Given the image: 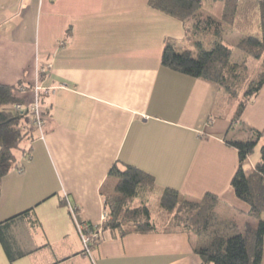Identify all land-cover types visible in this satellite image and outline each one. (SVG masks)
<instances>
[{
	"label": "crops",
	"instance_id": "crops-1",
	"mask_svg": "<svg viewBox=\"0 0 264 264\" xmlns=\"http://www.w3.org/2000/svg\"><path fill=\"white\" fill-rule=\"evenodd\" d=\"M224 2L202 0L188 27L150 0H0V84L23 86L25 105L37 83L56 88L42 93L45 138L33 141L21 173L0 181V223L33 208L41 224L32 229L40 249L14 263L203 264L191 237L164 231L101 233L87 253L70 206L80 225L100 227L115 164L154 176L159 200L166 189L192 202L213 194L220 217L255 224L231 187L239 155L226 142L239 135L237 105L218 86L162 65L167 44L194 51L187 29L209 18L233 34L221 22ZM242 120L264 130V88Z\"/></svg>",
	"mask_w": 264,
	"mask_h": 264
},
{
	"label": "trees",
	"instance_id": "trees-1",
	"mask_svg": "<svg viewBox=\"0 0 264 264\" xmlns=\"http://www.w3.org/2000/svg\"><path fill=\"white\" fill-rule=\"evenodd\" d=\"M150 7L189 27L198 17L202 0H150ZM222 22L231 32L241 35L237 45L227 43L224 28L209 18L200 28L187 29L189 38L195 40V50L178 52L174 45L167 44L162 65L218 86L237 105L231 129L238 128V133L247 138L226 142L239 155L231 187L245 206V215L255 224L240 228L235 220L220 217V202L213 194L192 202L182 199L173 189L163 192L154 218L148 206L155 187L154 176L133 165L115 164L109 175L117 183L105 197L106 218L100 227L88 226L95 229L97 237L91 248L102 240L101 233L124 238L164 231L197 238L194 252L203 264H264V130L247 126L242 120L247 105L264 88V0H225ZM235 48L243 54L242 62L233 61ZM255 61L259 68L252 77L251 64ZM21 89L25 88L0 84V181L12 171L22 172L24 164L18 161L16 151L25 141H34V131L25 127V114L13 110L15 105L23 104ZM261 143L260 159L248 170L250 157ZM30 153L31 149L26 151ZM34 212L32 208L0 223V245L11 263L40 249L32 236V229L41 226ZM75 216L78 220L76 213ZM207 237L204 244L199 242Z\"/></svg>",
	"mask_w": 264,
	"mask_h": 264
},
{
	"label": "rangeland",
	"instance_id": "rangeland-1",
	"mask_svg": "<svg viewBox=\"0 0 264 264\" xmlns=\"http://www.w3.org/2000/svg\"><path fill=\"white\" fill-rule=\"evenodd\" d=\"M204 5H205V8H207L208 10H212V6H211L210 3L204 2ZM212 11H216L217 12L218 8L216 7L215 10H212ZM240 39H241V35L239 33L228 34L226 36L227 43H229L230 45H233V46L237 45L239 43ZM243 60H244L243 54L241 53L240 50L235 48L234 49V53H233V61L239 63V62H242ZM258 68H259V62H257V61L252 62L251 70H250V74H251L252 77L255 76ZM39 81H40V79H39ZM33 133H34V141H35L37 138H39L40 135L37 132H33ZM246 138H247L246 134H239L238 136L237 135L236 136L230 135L229 136V141L230 140H238V139L246 140ZM32 143H33V141L27 140L21 145L20 149L16 151L17 159H18V161L21 164H25L27 161L30 160L31 153L30 154H26V151L29 150V149H31V151H32V148H31ZM261 146H262V143L257 147V149L255 150L253 155L250 157V160H249L250 164H247V166H246V168L248 170H252L253 167H254V163L259 161L260 156H261L260 155ZM149 208H150L152 217H156L157 214H158V210L160 209V200H159V198H157L156 195H152V197L150 199V202H149ZM193 238L194 239H192V240L194 241V243H196V240H198V239L195 238V237H193ZM207 240H209L208 237L203 239V240H200L199 242L204 244L205 241H207ZM0 264H17V263H11L8 260V258L6 257V255L4 254V252L1 251V247H0Z\"/></svg>",
	"mask_w": 264,
	"mask_h": 264
},
{
	"label": "built area",
	"instance_id": "built-area-1",
	"mask_svg": "<svg viewBox=\"0 0 264 264\" xmlns=\"http://www.w3.org/2000/svg\"><path fill=\"white\" fill-rule=\"evenodd\" d=\"M34 99L33 102L30 104H17L13 107V110L17 113H24L25 114V127L27 129L33 130L34 132H37L40 136V139L45 138V126H46V120L45 115L42 111V93L45 92L47 94L53 93L56 88H44L40 83H37L34 87ZM21 91H24V89H21ZM70 213L73 216V219L75 221V224L77 225V230L82 238L83 245L87 251V253H90L91 245L96 237V231L95 229H91L89 227H84L80 225V223L77 221L75 216V209L70 206ZM106 215L103 216L102 220H105ZM95 228V227H94Z\"/></svg>",
	"mask_w": 264,
	"mask_h": 264
}]
</instances>
